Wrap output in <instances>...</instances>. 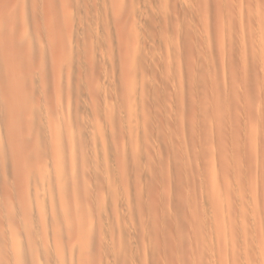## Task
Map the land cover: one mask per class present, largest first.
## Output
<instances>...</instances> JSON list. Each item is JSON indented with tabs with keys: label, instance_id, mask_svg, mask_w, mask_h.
Returning <instances> with one entry per match:
<instances>
[{
	"label": "rangeland",
	"instance_id": "rangeland-1",
	"mask_svg": "<svg viewBox=\"0 0 264 264\" xmlns=\"http://www.w3.org/2000/svg\"><path fill=\"white\" fill-rule=\"evenodd\" d=\"M100 1L101 0H89V2L88 0L87 1L86 0H0V12H1L0 35H2V31L4 29L5 30L7 29V31L10 32V34L8 33V36L10 38L8 37L9 41H7L10 44L6 45V43L4 44L2 40L4 38H7V36L5 37V34L7 32L3 31L4 32L3 39H0V45H1L0 52L2 51V49L5 50V48L6 49L9 48L10 49L9 52L12 53L9 54L8 52H5L6 51L5 50L3 53L1 52L2 54L0 53L1 56L0 59L3 58L2 55L8 53L7 55L9 56L5 55V57H8V59L10 57L12 63L14 62L15 65L17 64L16 66H14L15 69L13 71L12 66L14 64H11V61L8 62L11 68L9 69L8 68L9 66L7 64L6 65L7 71H5L6 67L5 65H3L4 62H1L0 60V64L2 65L3 68V69L0 68V71L1 70L3 71V73L0 72L1 75L0 86H2L4 84V83L2 84V82H5V80L11 75L15 77L17 76L16 77L17 79L15 77L10 78L12 79L11 81L13 82L11 83L12 85H16L19 83L21 84V82L22 84H25V82L27 83V80L24 79L25 78L24 75L29 73L31 74V76H33V74L35 73L34 74L35 77L33 76V80L36 79L37 82L38 79L40 84L38 82L34 83V81L32 80L33 84L35 85V87H38L40 89H42V86L44 88V90L42 91L40 89L38 90L37 88L39 94L36 93L37 91L35 90L36 92L34 94L38 95L36 96V98H34L35 95L34 97H32L33 95L30 94L31 97L30 98L28 95L29 93L28 94L23 93V95L22 94L19 95L21 99L17 98L15 101L13 100L14 102L11 100L12 103L14 104L8 101L12 104V106L14 105V107H12V112L8 111L9 112L8 115L10 116L13 113L12 115L14 116L16 115L15 119L16 120L19 119L17 115H20L18 114L20 113V111L18 112L19 110L18 107H20L21 110L20 116L21 117H23L24 115L26 116L25 119L22 121H20L21 119L15 121L14 118H12L13 117L12 115L10 116L9 119L8 115L7 114H6L7 116L5 115L6 113L5 111L11 108L10 105H7L8 108L6 107V105L4 108H3L4 105L3 106L0 105L2 106L3 109L6 108L5 110H3L0 107L2 109L0 110V112L3 111L2 113L6 117L4 118L5 119L8 118L9 120L8 123H10L12 120L13 122L15 121V123L18 122L16 124L18 125L19 128L20 123L21 122L24 123V121L26 120L25 126L23 125V123H21V127L23 128L21 129L20 127L18 130L16 128L17 125H14L13 122H12L13 124L10 123L11 125L10 124L8 125L7 122L5 123L6 125L4 123H1L2 121H4V118L3 115L2 117L0 115L1 117L0 138L3 136L2 137L3 140L4 139L6 140L3 141L1 139L3 143L0 144V157L2 156L1 158L3 161V163H1L0 161L1 164L0 165V170H1L0 171V189H1L0 209H2L4 206L6 208L7 207L6 205H10L8 203L12 202L13 198H11L12 196L9 195L10 192L14 196V194L17 192V188H19L20 191H18V193H16L15 196L17 194L18 195L22 194L20 193L22 192V189L20 188L21 181L23 180V182L25 183L26 180H28V178L31 176L32 173L30 172L31 173L30 174L27 170H29L28 169L29 167L33 166V163L31 164V166L30 164H28L29 166L27 165L26 172H28L29 175L25 173L24 170L26 168L24 169V167H26L25 164L27 163H25L26 160H24V158L30 153H34V151L36 152L37 150L34 149L35 147L41 146L42 149H44V151L42 150V152L46 153L45 154L46 158H43L44 153L42 152H41L42 154L40 153L42 155V159H40L41 155L38 158H36V156H38L37 152L36 154L34 153L35 155L31 154L32 158L35 157V161L33 160L34 158L33 159L30 158V155L29 157L28 156L27 157L32 159L33 162H37L38 160L40 161L45 159L44 162L38 161V164L40 163L42 167L43 166L46 167L45 166L47 163L46 159H48L47 167L49 166L51 167L49 161L52 160V155L53 154L55 155L56 149L54 148V146L58 144L57 141L59 140V139L57 140V138L55 137L54 138L51 137L57 131L56 126H54L52 123H56L57 127H60V124L64 123L65 121V119L63 121V118L66 116L67 118L66 122H68V120L70 121L67 124L66 122L64 124H66L67 126L69 124L71 127L73 124L75 130L76 129L75 120L74 122L70 123L73 119L71 118V111L72 113H75L72 114L73 117L74 115L75 117H77L80 113L79 115L80 119L77 117L76 121L77 124H78V120L83 122V124L81 123L76 125V127H78L79 129L76 130L75 132L73 130V127L72 129L70 128L71 131L69 130V134L70 135L72 134L71 135L72 137H74L75 135L79 137L76 134V132L78 131L79 135L82 134V136L80 137L81 138L83 137V139L85 138L84 140L85 143L86 141L88 143V144L86 143L88 145L87 147V145L83 143L84 142L83 139H82L83 142H81L80 141L81 138L79 137L80 139H78L75 136L76 139L79 141V143H82V146H84L83 149L81 144L79 145L76 139L72 140L73 141L72 143H76V144L78 143L75 149L78 147V145L81 147V148L78 147L79 149L77 148L76 152H79L80 150L87 152V154L84 153L85 156L82 153L83 156L81 155L78 158L82 160V158L84 157L83 159L87 160V161L85 160V162H83L84 160H82V162L86 164V168L84 164L81 162V160L79 161L77 159L79 155L78 153H76L77 154L76 158L73 157L76 159V161L74 160L75 163L78 162L82 163V165H80L79 163L78 165L74 164L75 167L78 168L77 170L80 169L79 166H81V168L82 167L85 168V169L83 168L84 171L80 169V171L76 172L77 179L72 174V172L74 171L73 173L75 175V171H76L75 169H73V171L70 172L71 175H69L68 177L72 181L68 180V178L66 179L65 176L69 174L67 172L70 171L69 170L70 167L71 170L74 167L72 163H70V167L68 170H67L68 166L65 165L67 167V168L65 167V170H67L66 174L64 173L65 175L63 174V172H61L63 171L61 169H59L60 172L58 171L55 172V170L53 169L51 171L54 172L51 171H50L51 173L49 172V178H51L52 176L54 177V175L56 174V176L59 175L58 177L61 176L65 178V180L72 183L71 184L67 181L65 182V186H64L65 193L63 192L64 194L63 193L62 194L64 196L66 192L69 191L66 194L68 197H66V195L62 197V194L61 197H58L56 195L57 196L56 200L59 202H60L59 199L63 198L64 201L63 206L61 203L60 204L56 203L57 201L55 202L53 198H52L54 200L53 203L49 204L50 197L47 198V196L44 197L48 199L47 201H45L46 199L45 200L40 199L41 197L39 198L40 201L38 199L36 200L35 197L31 195V193L33 194L32 192L33 190L30 192L29 187L27 188V186H25L23 183L22 184L24 185L23 189L25 188V190H23L24 194L22 195H25V193L27 194L24 196L25 198L27 197L26 201L23 200L24 198L22 199V196H18L19 198L22 199V201L20 202L24 201L22 203L23 207L21 208L22 204L16 202L17 196L16 197L14 196L15 197L14 204L11 203L12 206H9L11 207L12 210L8 207L9 210L6 208L7 210L3 214L5 208H3L4 210L2 209L0 214V221H2L1 220L2 217L4 218H2L3 221L1 222L2 225H0L1 226L0 232L2 233V231L5 230V232H7L8 235L7 233L4 232L7 236L2 235L3 240L0 239V249H2V251L0 250V252H3L0 253V255L4 254V256L2 255L3 258L2 257L1 258L5 260L8 259L6 261H10L9 258L12 256L11 252H9L10 248H8V245L3 244L2 241H4L5 239L8 240L9 239L8 236L11 234L12 231L11 229L15 227L16 224H19L18 223L19 216L17 215L16 212L17 208L14 209L16 207V206L14 207V205L19 204V206H17L19 207L18 209L19 210L21 209L23 211V208H25L24 204L26 202L27 203L26 209H28L29 207L32 208L36 206L42 211V214L40 213L38 215L36 214L38 208L37 209L35 208L36 211H34L35 209H30L31 211L33 210L32 211L33 214H36L34 215L35 217H37L38 215L37 217L38 219H35V217L33 216L34 217L33 226L35 225L37 228L39 224L42 225L43 223L45 226L47 225L48 228L50 227L49 228L50 231H53L54 229V231H56V237L55 235L50 237L52 238L55 237L53 238L55 239L54 240L55 243H58V241H60L59 239L61 232L65 229L64 228L62 230V227L59 226V220L60 221L61 219L64 220V223L60 225L62 226L65 225V227L67 225V229L63 231L64 233L67 234L61 235V241L59 243L62 242V237H64L63 240L66 242L64 244L66 245L69 244L71 248V250L67 248L69 247L67 245L65 249L66 251L70 250L68 251V253H70L71 255L70 258L69 257L70 255L68 256L67 253L68 258H70L68 259L67 264H70L69 260H71V264H95V263L96 264H264V131H262L264 130V0H105V1L102 0L101 2ZM73 7L77 11L76 10L74 11ZM69 11H72V13ZM28 27L30 28V30ZM23 28L30 33L32 32L31 29L32 30L34 29V31L31 33L33 35L32 37L36 35V34L34 35L33 33L39 30V33L38 31L36 32L38 36L36 37V39H39L37 40V44L35 41L36 39L34 40L33 38L31 39V42L34 44L30 46L31 42L29 43V41L30 38H32L30 33H28L30 35L28 36L29 37L28 40H27L28 37H26V41L28 43L26 41L21 40L24 39L25 37L21 36L20 38L19 36L18 40L20 42L14 37L17 35L18 32L14 35L11 32V30L14 29L13 30L14 33L16 32L15 30L17 31L20 30L21 31L20 33H22ZM126 34L128 36H126ZM256 36L257 37L259 36V38H257ZM11 37L15 38L16 40L14 39L15 40L14 41L13 38ZM44 39L50 41L49 43L48 42L46 43H48V45H50L51 48H49L50 46H48L45 43L46 40ZM39 41L40 44L38 43ZM15 42L17 45H19L20 51L18 50L19 48L18 46L17 48L16 47L14 48ZM80 42L82 44H80ZM2 43L6 46L5 48L2 47L4 46ZM21 43L29 44L28 46L24 44L25 49L27 48L25 50L27 53L26 56L28 57L27 59H25L26 56L24 55L25 54L24 52H23L24 54L20 53L24 50V49L21 50V48H23L21 47L22 46ZM43 44L47 45L51 53L47 54L48 48L45 45L44 47ZM95 45L97 47H95ZM43 47L45 50L47 48V50L45 51ZM30 48H33L34 53L36 51L37 52L39 51L40 54L38 55L37 53L38 62L36 59V55H34V53L33 54L30 53L33 52V50H31ZM98 48L100 51L98 50ZM42 49L44 53L42 52ZM14 50L16 51L15 54L20 56L23 55L25 58L22 56L21 57L16 56L13 53ZM137 50L138 53H136ZM17 51L20 54H18ZM45 52L47 56L44 57L43 54H45ZM63 53L64 54L66 53L65 55L66 57L68 56V58H70L71 56L72 58L74 57L73 58L74 61H68V64L70 65L66 64V62L65 63L63 62L66 59V57L63 56ZM50 54L52 55L51 57L48 58V55ZM89 54L91 57L89 56ZM33 55L35 58L32 57ZM12 57L14 58V60H16V62L13 59H11ZM15 57H18L20 59L19 61L20 63H18V58ZM30 58H33L34 60H36V62ZM21 59H23L26 62V65L25 63L23 64L24 65L23 69H21L22 68L21 64L24 61L21 62ZM100 59L102 61H100ZM104 59L106 60V62ZM5 60L6 59H4V61ZM26 60H28L29 62H27ZM32 60L35 62L36 67L33 66L34 63ZM61 60L62 62H60ZM94 60L96 61L94 62ZM129 61L130 64L132 63L131 65L129 64ZM31 62L33 63V65L31 64ZM57 62L58 65L60 66L61 65L64 66L65 64L66 65L65 68L63 67L60 68V66L57 65ZM28 63L30 64L28 65L29 70L33 68L35 69L38 68V72L37 71L34 72L35 70H33V72L26 70ZM93 63L95 66L93 65ZM18 65L20 66L17 67ZM3 66L5 67V69ZM19 68L21 70H19L18 72ZM100 68H102L103 71ZM24 69L27 73L24 72ZM59 69L62 70L63 72L62 73L59 72ZM4 71L5 73L8 72V74L10 73L11 75L5 74ZM91 71L94 72V74L97 77H95V75L92 76ZM74 72L76 74H74ZM100 72L102 73V75ZM38 74H40V76ZM2 76L3 79L4 77H6V79L3 80ZM107 77L110 78L111 81L107 80L108 79ZM137 77H139V79H137ZM66 78H67L66 81L68 82H65ZM69 78L71 81H69ZM90 79L92 82H90L91 84L89 85ZM61 80L62 81L64 80V82H62ZM94 80L96 81L93 82ZM23 81L25 82L23 83ZM125 81H128L127 84ZM131 81H133V83ZM6 82L9 81L6 80ZM109 82H111V84ZM66 83H68L69 86H67ZM92 83L95 84L92 85ZM124 83L125 86L129 85L131 89L128 90L129 86L126 87L127 89L124 88L125 87ZM130 83H132L133 86H131ZM36 84L39 85L36 86ZM107 84H109L110 86ZM4 85L6 86V84ZM81 85L82 88L84 87L83 89L81 88ZM6 87H2V89L5 90ZM91 88H94L95 90L98 88V90L96 91L100 92L98 93L100 96L96 97L95 95H97V93L96 94L94 93L96 91L94 89H93L94 91L91 90ZM71 90L74 91L72 92ZM87 90L93 91L94 95L91 93L92 96H90V92H87ZM19 91L16 93L17 95L20 92L21 93L23 92V91L20 92ZM127 92H131V96L129 97L124 96L125 94L130 95V93L127 94ZM57 93H60L59 95L61 97L60 96L58 97ZM71 93L72 94L75 93L74 95L76 96V98L75 96L73 97ZM13 94L15 93L13 92ZM70 94L72 95V97ZM122 94H124L123 97ZM26 95L28 98L26 97ZM64 95L65 97L66 95L68 96L64 98ZM80 95L82 98L80 97ZM102 95L103 97L105 96V99L102 97ZM9 96H5V97L3 96V98H5V101L2 103L8 104L7 103L8 99L6 97ZM124 97L126 98V100L124 99ZM127 97L129 100L127 99ZM130 97L132 98L134 103L131 101ZM0 98L2 97L0 96ZM61 98L63 100H61ZM67 98L68 99L70 98L71 100V101L69 100L70 103L68 102ZM117 98L118 100L119 99L122 100L124 99V100L118 101ZM23 99L24 100L30 99V100L29 101L27 100L25 103ZM57 99L58 100L60 99L62 102H59ZM64 99H66V104L65 102H63L65 101ZM77 99L78 101L80 99L81 100L78 102ZM96 99H97V103H96ZM17 100L19 101L18 104L23 103V105L22 104L21 105L22 108L24 106V109H21V105L17 107V104L15 103ZM20 100L23 101L20 102ZM91 100H93V103L91 102ZM116 101H118L119 103L116 104L117 106L121 104L122 106L121 110H120V106H118L119 108H117V106L114 104ZM120 101L123 103H121ZM58 102L61 104H59ZM131 102L134 106H131L130 109L131 111H129ZM87 104L90 105L87 106ZM107 104H109L110 107ZM111 104H114L116 107L115 106L113 107V105L111 106ZM62 105L63 107H60ZM83 105L85 106H84V110L82 108L83 110L82 111L81 107H83ZM50 106L52 107L53 110L51 109ZM57 106L59 112L56 114H59L60 110L62 109L61 112L62 111L65 112L66 113L65 116L62 115L64 113H60L59 116L55 115V111L57 110V109L55 110V108H57ZM64 106L67 109H70L68 110L70 114L68 113V111L64 109ZM90 106H92L93 108V109L91 108L92 114L88 110L90 109ZM105 106L108 107L109 109H106ZM124 106L126 107V109ZM86 107H87V112L85 113ZM134 107L137 110L134 109ZM37 108L38 109L40 108V110H37ZM99 109L103 111L105 109L107 111L111 110L109 112L105 110L104 112L107 113L106 116H108V114L110 113L109 117H107L109 119L108 122H110L111 119L110 124L107 121H105L107 118H104L105 120L100 119L106 116L102 115L103 113L102 111H100L102 113L99 114L100 113ZM34 110H37L38 113H36L37 111L33 112ZM50 110L52 112L55 110L54 113L51 114L52 115L54 114L53 115L54 117L57 116V119L55 117L56 122L54 121L52 115H49L50 114L49 112H51ZM79 110L80 112H78ZM133 110L135 111L133 112ZM23 111L25 113L29 112V114H24ZM41 111L43 112V114L41 113ZM22 112H23V116H22ZM129 112L131 113V116H129L130 114ZM84 113L85 115L88 114L86 115L87 118L84 115ZM98 114L101 117L97 119ZM60 115L62 120L59 118ZM67 115L69 118L67 117ZM127 115L130 118H126ZM92 116L95 117L94 120L96 121L93 122H95L96 124L95 123L93 124L92 121H89V119L91 120ZM51 117H52L51 121L53 120L52 123L49 119ZM122 118L124 119V121ZM44 120L46 126L43 123ZM57 120H59V123ZM98 120H101V123L102 121H105L110 126H106L107 127L106 128L104 124L105 122L101 124L99 123ZM84 121H86L85 123L89 121V123H87L89 127L92 125L91 127L93 128V125H95L94 128H97L98 133L94 131V129L91 130V132L94 131L95 138L97 139L96 141V139L94 138L95 139V140L93 139L94 141L98 142V140L101 139L103 142L104 140L109 139L110 137L109 139L110 141L108 140L109 143H107V140L105 141V143L104 142L102 143L101 140H99L100 143H102L103 145L101 144L99 146V142H98L97 145L99 146V148L96 147L97 145L95 144V142L90 141L94 135H92L91 132L86 133L90 131V128L88 127V125H85ZM115 122H117V124ZM42 123L44 124V126ZM2 124L5 125L4 127L5 129H3L4 125ZM51 125L53 126L51 127ZM102 126H104L106 129ZM87 128H89V130ZM7 129L8 131L5 132V130ZM109 130L110 131L113 130V131L110 132ZM8 132L12 134L11 135L8 134L9 135L8 136L7 135ZM31 133H33L34 136L36 134L35 141H34L35 137L33 138V141L36 143L31 141L32 137H29ZM42 133H44V135H42ZM100 133L101 134L104 133V134L100 136ZM15 134L16 136L17 135L18 136L14 138L15 141L14 139H12L13 140L12 141L10 138ZM83 134L85 137L83 136ZM88 134H91L92 137ZM96 134L100 137L99 139L98 136H96ZM6 135L8 139L6 138ZM24 135H26L25 136L26 139L24 138ZM43 136L47 138H45L44 140ZM102 136L105 139H103ZM20 137L21 138L23 137V139H25L26 141L30 140L28 142L24 140V142H26L25 143L26 145L27 144L31 145L32 148H33V144H36V146L33 149L31 148L32 151H30L31 149L29 145H27V149H28L27 151H30V153L28 152L27 154L26 153L27 151L23 150L24 148H21V150L26 152L22 151L23 153L21 154L20 153L21 151L18 150L20 151L19 152L20 154L17 151L14 153L13 150L14 149L17 150V146L23 143V140ZM48 137H51L52 140L57 144L54 143L52 140H50V142L49 141L48 142L51 144V147H49L50 144L46 142ZM7 140H9L11 144ZM16 140L18 141L17 142L18 145L17 143H15ZM62 141L63 140L61 139L59 142ZM89 142L91 147L89 145ZM43 143L44 144L46 143V146L43 145ZM116 143L118 144L119 147L116 146L117 145ZM37 144H39V146ZM94 144L96 148H94L93 146ZM13 145H17V146L15 147ZM26 145H24L25 148ZM47 145L49 148H46ZM85 145H86V149H85ZM107 145L108 147H106ZM61 146L63 147V145ZM131 146L133 147V150ZM18 147L20 149L21 145ZM41 147L38 148V152L39 150L41 151ZM66 147H68V145ZM89 147L91 149L93 148L92 149L93 151L95 149L96 150L92 152V150ZM103 147L105 148V150L107 149L106 152L111 151V154L109 153L111 156L105 152ZM68 149L69 148L66 149L67 150L66 152H69ZM112 149L113 150L118 149L119 152L113 151ZM10 150L13 152V154L11 152H8ZM50 150L51 153L53 152L52 154L50 153ZM87 150H89L92 155H90L89 151ZM96 151H98L100 155L101 152L103 153L102 154L103 159L105 157L104 161L109 159L106 157H110L111 160L109 159V161L111 165L109 164L110 165L109 166L105 164L108 160L106 162L102 161V159L99 158L100 156L97 154ZM95 152L97 154L96 156H95ZM17 153L18 155L21 156H16ZM104 154L109 156H105ZM23 155H25V157H23ZM112 155L114 158H111ZM126 155H130V157ZM65 156L66 159L69 158L67 157V155ZM91 156L92 159L90 160ZM97 156H99L98 157L99 160L102 161L103 163L101 162L99 164L98 162L99 160H97L98 159ZM87 157H89V159ZM126 157H128V159ZM14 158L17 160H14ZM12 159L14 161H12ZM32 160L29 161L31 162ZM88 160L90 162L95 161V163L91 162L92 165L94 166L90 164V166L88 167L87 164L90 163L88 162ZM19 162L23 163L24 165L23 164L21 165ZM67 162H71L70 159L67 160ZM62 163L64 162L62 161ZM97 164H99L100 166L102 165L101 166L102 168L100 166H97V168L98 167L101 168L104 172H102L101 169L99 171V168L98 169L95 168ZM13 165H15L14 168H16L17 165L18 167L22 166L23 172L21 173L19 171L18 172L15 171V169L13 170ZM18 167L16 170H19ZM91 167H94V169H92ZM89 168H91L92 170H90ZM110 169L112 170V172ZM81 170L83 172H81ZM129 170L130 172H128ZM29 171H31V168ZM89 171L95 173L96 177H100L99 179L100 181L97 182L98 178L94 177V174H91V176L92 175L93 176L90 177L91 172ZM96 171H98V173H96ZM109 171L112 173V176H110L111 174L109 175L112 178V180L110 179L109 176L104 177L105 173H107L106 175L110 173ZM84 172L87 173V175L85 174L87 176L86 179L83 176L84 174L82 175V173ZM16 173L18 174L21 173L22 176H25L26 178L21 177V174L18 175ZM80 173L82 175L81 177H80ZM2 174H4V176ZM97 174L98 175L100 174L101 176L100 175L98 176ZM13 175L15 176L17 175L18 178L16 177L17 178L16 179ZM32 176L31 178H29V180L30 179L33 180ZM78 177H80V179ZM82 177L85 179V181H87L86 183L84 179H82ZM91 178L93 179L91 180ZM94 181H96L97 183ZM101 181H103L104 183H102ZM15 182L19 185L18 187L14 186ZM92 182L96 186L97 184L99 186L100 183H102L103 187L105 185L106 186L104 188H101L102 186H99L100 187L99 189L98 186L97 188H94L95 185H92L93 184ZM109 182L111 183L108 184ZM27 183H29V181H27ZM67 183L71 186H68ZM106 187L111 191H109ZM97 190H99V193H97ZM119 190L121 191L119 192ZM28 192L30 195L28 194ZM109 192L111 193V196L109 195L110 194ZM39 193L41 194V192ZM7 194L10 196L11 202H8L9 198H7L8 196ZM98 194L100 195V197L98 196ZM30 196L34 197V199H32V197ZM95 196L98 198H96ZM5 197H6V202L4 203L3 206ZM19 198L18 201L21 200ZM68 198L69 201L67 200ZM77 198L79 201L77 200ZM27 199H30V201H27ZM102 199H104V202ZM36 201H37L36 205L31 207L30 206L31 203ZM43 201L45 203V206L43 204ZM96 202L99 203L97 204ZM65 203H67L68 205L67 204L65 205ZM48 205L50 207V210L48 209L49 212L47 210ZM53 205H54L53 208H55L53 209L54 211L52 210ZM104 205L106 208L104 207ZM44 207L47 211V214ZM64 207H66L67 209H65ZM88 207H92L89 208L91 210L90 215L89 212L87 211ZM58 208L61 211L65 209L66 213H68L66 215L67 217L65 218L61 217V219L59 220L56 219L53 222L52 220L54 219V217L57 218L58 213L62 214V212ZM96 209L98 212L96 211ZM55 210H56V214H55ZM110 210L113 213H115V215L111 213ZM8 211L9 213H12V215L16 213L15 215L17 216L13 218L14 215L12 216L11 214H9L10 217H12L9 218L7 216L8 214H6V212ZM43 211L45 213H43ZM44 214H46V216H44ZM84 216H87L92 220L91 221L92 227L89 226L90 229L92 228L91 230L85 228V226H87V223L88 225H90L89 222L90 220H87L86 222L85 219L87 217L85 218ZM23 217H25V214H23ZM44 217L51 219H47L45 221ZM82 217L84 218V220ZM6 218H9L10 220L12 219L11 221L13 222V225L15 224L13 227L12 226L7 227V230L4 229L5 228L4 222L5 221L9 222L10 220ZM49 220L51 221V223L49 222ZM35 221L36 223L34 224ZM47 221L51 224V226L47 224L48 223ZM45 222L47 223L45 224ZM99 225L101 227L100 229H99ZM52 226L53 229H51ZM105 226L107 227L105 228ZM10 227H11L10 229L11 231L9 230ZM17 227L13 229L15 230L17 229ZM48 228L44 229L45 234ZM92 232L94 233L92 234ZM50 235L52 234L50 233ZM106 235H108L109 237ZM117 235H119V237ZM70 236L73 239L72 240L73 243L71 242V239H69ZM47 237H49V234H47ZM47 237L46 240L48 239V242H50L51 238H47ZM38 238L39 240H37ZM38 238L36 237V241L35 240L34 241L35 242L39 241L40 243L41 239L40 237ZM90 238L93 239L91 240ZM67 239L70 241L69 243L67 242ZM102 242H104V244ZM50 244L51 243L46 244L44 245V247L41 246L39 251L40 253L36 252L37 255L36 257L39 256L41 257L42 255L48 256L52 248L49 247ZM3 245H5L6 249H4L5 247L4 248L2 247ZM105 248H107V250ZM41 252L44 254H42ZM51 252L53 254V251ZM8 255L11 256L9 257ZM7 256L9 258H6ZM49 256L53 258L52 257L53 255L50 254ZM72 259H74L75 262L72 261ZM3 263L8 264L7 262H3ZM9 264H12L11 261L9 262Z\"/></svg>",
	"mask_w": 264,
	"mask_h": 264
},
{
	"label": "bare ground",
	"instance_id": "bare-ground-1",
	"mask_svg": "<svg viewBox=\"0 0 264 264\" xmlns=\"http://www.w3.org/2000/svg\"><path fill=\"white\" fill-rule=\"evenodd\" d=\"M86 1H87V0H86ZM101 1H102V0H101ZM101 1H100V2H101ZM104 1H105V0H104ZM88 2H89V0H88ZM96 3H97V2H96ZM81 4H82V2H81ZM86 4H87V2H86ZM112 4H113V3H112ZM8 5H9V4H8ZM78 5H80V4H78ZM110 5H111V4H110ZM110 5H109V6H110ZM197 5H198V4H197ZM197 5H196V6H197ZM28 6H29V5H28ZM75 6H76V5H75ZM101 6H102V5H101ZM101 6H100V7H101ZM107 6H108V5H107ZM111 6H112V5H111ZM82 7H83V6H82ZM2 8H3V7H2ZM4 8H5V6H4ZM4 8H3V9H4ZM7 8H8V7H7ZM73 8H74V7H73ZM76 8H77V7H76ZM110 8H111V7H110ZM32 9H33V7H32ZM77 9H78V8H77ZM90 9H91V8H90ZM95 9H96V8H95ZM107 9H108V7H107ZM30 10H31V9H30ZM71 10H72V8H71ZM75 10H76V9L74 8V11H75ZM96 10H97V9H96ZM76 11H77V10H76ZM80 11H81V10H80ZM85 11H86V10H85ZM103 11H104V10H103ZM109 11H110V10H109ZM5 12H6V11H5ZM69 12L72 13V11H69ZM92 12H94V11H92ZM98 12H99V11H98ZM101 12H102V11H101ZM0 13H1V12H0ZM77 13H78V12H77ZM32 14H33V13H32ZM32 14H31V15H32ZM35 14H36V13H35ZM89 14H90V13H89ZM94 14H95V13H94ZM101 14H102V13H101ZM112 14H113V13H112ZM2 15H3V14H2ZM78 15H80V14H78ZM84 15H85V14H84ZM110 15H111V14H110ZM39 16H41V15H39ZM89 16H91V15H89ZM98 16H99V15H98ZM104 16H106V15H104ZM24 17H25V16H24ZM68 17H69V16H68ZM72 17H73V16H72ZM74 17H75V16H74ZM87 17H88V16H87ZM101 17H102V16H101ZM112 17H113V15H112ZM2 18H3V17H2ZM39 18H40V17H39ZM25 19H26V18H25ZM33 19H35V18H33ZM109 19H110V18H109ZM6 20H7V19H6ZM17 20H18V18H17ZM61 20H62V19H61ZM74 20H75V18H74ZM84 21H85V20H84ZM92 21H93V20H92ZM107 21H108V20H107ZM18 22H19V20H18ZM75 22H76V21H75ZM77 22H78V21H77ZM79 22H80V21H79ZM82 22H83V21H82ZM104 22H105V21H104ZM22 23H23V22H22ZM26 23H27V22H26ZM30 23H31V21H30ZM71 23H72V20H71ZM106 23H107V22H106ZM112 23H113V21H112ZM252 23H253V22H252ZM73 24H74V23H73ZM77 24H78V23H77ZM5 25H6V24H5ZM78 25H79V24H78ZM84 25H85V24H84ZM95 25H96V24H95ZM31 26H32V25H31ZM245 26H246V25H245ZM2 27H3V25H2ZM72 27H74V26H72ZM26 28H27V26H26ZM28 28H29V27H28ZM90 28H91V27H90ZM239 28H240V27H239ZM261 28H262V27H261ZM10 29H11V28H10ZM19 29H20V28H19ZM87 29H88V28H87ZM103 29H104V27H103ZM243 29H244V28H243ZM8 30H9V29H8ZM13 30H14V29H12L11 32H12L14 35L18 32L17 35L14 36L17 40H18V37H19V36H20V38H21V36H22V37H25V38H24V39H21V40L26 41V37L30 36V35L28 34V33H30V32H28V31H27L26 29H24V28H23V30H22V33H20V32H21L20 30H18V31L15 30L16 32L14 33ZM29 30H30V28H29ZM92 30H93V28H92ZM247 30H248V29H247ZM1 31H2V29H1ZM3 31H4V32H7V33H6L7 35L5 34V37L7 36V38H4V39H3V36H4V32H3ZM3 31H2V35H0V36H1L0 39H3L2 42H4V44H5V43H6V45H7V44H10V43L7 42V41H9V39H8V37H9V36H8V33L10 34V32H8L7 29H6V30L4 29ZM31 31L33 32L34 29H33V30L31 29ZM35 31H36V29H35ZM37 31H38V33H39V30H37ZM37 31H36V32H37ZM113 31H114V30H113ZM125 31H126V30H125ZM128 31H129V30H128ZM32 32H31V33H32ZM36 32L33 33L34 35L36 34L34 37H32L33 35L30 33L32 38H30L29 43L31 42V39L34 38V40H35L36 37H38ZM41 32H42V31H41ZM41 32H40V33H41ZM98 33H99V31H98ZM126 33H127V32H126ZM249 33H250V32H249ZM0 34H1V33H0ZM41 34H42V33H41ZM114 34H115V33H114ZM84 35H85V34H84ZM87 35H88V34H87ZM89 35H90V34H89ZM71 36H72V35H71ZM99 36H100V35H99ZM126 36H128V35L126 34ZM72 37H73V36H72ZM90 37H91V36H90ZM93 37H94V35H93ZM101 37H102V36H101ZM124 37H125V36H124ZM256 37H257V36H256ZM9 38H10V37H9ZM11 38H13V37H11ZM15 38H13V40H14ZM55 38H56V37H55ZM77 38H78V37H77ZM84 38H85V37H84ZM106 38H107V37H106ZM257 38H259V36H258ZM5 39H6V40H5ZM16 39H15V40H16ZM28 39H29V37L27 38V40H28ZM74 39H75V38H74ZM81 39H82V37H81ZM15 40H14V41H15ZM37 40H39V39H36V40H35V41H36V44H37ZM44 40H46V39H44ZM92 40H93V39H92ZM100 40H101V39H100ZM224 40H225V39H224ZM226 40H227V38H226ZM257 40H258V39H257ZM11 41H12V39H11ZM18 41H19V40H18ZM23 41H22V42H23ZM128 41H129V40H128ZM222 41H223V40H222ZM229 41H230V40H229ZM19 42H20V41H19ZM26 42H27V41H26ZM42 42H43V41H42ZM46 42L49 43L50 41H47V40H46L45 43H46ZM63 42H64V41H63ZM92 42H93V41H92ZM95 42H96V41H95ZM100 42H101V41H100ZM12 43H13V42H12ZM27 43H28V42H27ZM38 43L40 44V41H39ZM43 43H44V42H43ZM48 43H46V44L48 45ZM78 43H79V42H78ZM87 43H88V41H87ZM229 43H230V42H229ZM2 44H3V43H2ZM4 44H3V45H4ZM15 44H16V42L14 43V48H15V47L17 48V46L19 47V45L16 44V46H15ZM21 44H22V43H21ZM24 44H25V43H24ZM24 44H22V46H21V47H23V48H21V50H22V49H24V50H23L22 52H20V53H23V52H24L25 54H24V53H23V54L26 56L27 53H26L25 50H26L27 48L25 49ZM32 44H34V43L31 42V43H30V46H31ZM62 44H63V43H62ZM68 44H69V43H68ZM73 44H74V43H73ZM80 44H82V43L80 42ZM83 44H84V43H83ZM231 44H232V43H231ZM25 45L28 46L29 44H25ZM44 45H45V44H43V46H44ZM47 45H45V46L47 47ZM129 45H130V44H129ZM129 45H128V46H129ZM136 45H137V44H136ZM138 45H139V44H138ZM225 45H226V44H225ZM0 46H1V45H0ZM27 46H26V47H27ZM45 46H44V47H45ZM48 46H50V45H48ZM104 46H105V45H104ZM243 46H244V45H243ZM257 46H258V45H257ZM2 47L5 48L6 46L4 45V46H2ZM36 47H37V46H36ZM44 47H43V49H44ZM69 47H70V46H69ZM95 47H97V46L95 45ZM134 47H135V46H134ZM136 47H138V46H136ZM258 47H259V46H258ZM41 48H42V47H41ZM47 48H48V47H47ZM47 48H46V50H47ZM49 48H51V46H50ZM49 48H48V50H47V51H48L47 54L51 53ZM128 48H129V47H128ZM143 48H144V47H143ZM143 48H142V49H143ZM223 48H224V47H223ZM19 49H20V47L18 48V50H19ZM30 49L33 50V48H30ZM43 49H42V52L44 53ZM85 49H86V48H85ZM108 49H109V48H108ZM112 49H113V48H112ZM136 49H137V48H136ZM228 49H229V48H228ZM0 50H1V49H0ZM5 50H6V51H5ZM5 50L2 49L1 52L3 53V52L5 51V52H8L9 54H12V53L9 52V50H10L9 48H7V49L5 48ZM7 50H8V51H7ZM15 50H16V49H15ZM15 50H14V52H13L14 54H15V52H16ZM28 50H29V49H28ZM35 50H36V49H35ZM37 50H38V49H37ZM44 50H45V49H44ZM46 50H45V51H46ZM98 50H99V48H98ZM98 50H97V51H98ZM115 50H116V49H115ZM118 50H119V49H118ZM19 51H20V50H19ZM68 51H69V50H68ZM79 51H80V49H79ZM95 51H96V50H95ZM99 51H100V50H99ZM1 52H0V53H1ZM17 52H18V51H17ZM76 52H77V51H76ZM92 52H93V51H92ZM117 52H119V51H117ZM134 52H135V51H134ZM140 52H141V51H140ZM2 53H1V54H2ZM8 53H6V54L4 53V54H5L6 56H9V55H7ZM20 53L18 52V54H20ZM30 53L33 54V53H34V50H33V52H30ZM37 53H38V55L40 54L39 51H38V52L36 51V52L34 53V55H36V59H37V62H38V58H37L38 55H37ZM71 53H72V52H71ZM78 53H79V52H78ZM136 53H138V50H137ZM14 54H13V55H14ZM45 54H46V52H45ZM45 54H43L44 57L47 56V54H46V55H45ZM65 54H66V53H65ZM65 54L63 53V56L66 57ZM96 54H97V52H96ZM100 54H101V53H100ZM104 54H105V53H104ZM261 54H262V52H261ZM5 55H2L3 58L0 59V60H1V62H4L3 65H5V67H6V65L8 64V66H9L8 68L10 69L11 67H10V65H9V63H8V62L11 61V60H10V57H9V59H8V57H5ZM15 55H16V56H20V55H17V54H15ZM34 55H33L32 57H34ZM51 55H52V54L48 55V58L51 57ZM76 55H77V54H76ZM137 55H138V54H137ZM21 56L24 57L23 55H21ZM21 56H20V57H21ZM78 56H79V55H78ZM89 56H90V54H89ZM92 56H93V55H92ZM114 56H115V55H114ZM0 57H1V56H0ZM44 57H43V58H44ZM54 57H55V56H54ZM90 57H91V56H90ZM120 57H121V56H120ZM120 57H118V58H120ZM135 57H137V56H135ZM219 57H220V56H219ZM15 58H18V57H15ZM24 58H25V57H24ZM24 58H23V59H24ZM27 58H28V57L26 56L25 59H27ZM34 58H35V57H34ZM70 58H71V59H70ZM70 58H68V56H67L66 59H65L63 62H64V63L66 62V64H68V61H74V60H73L74 57L72 58V56H71ZM4 59H6V60H5V61H6V64H5ZM11 59L14 60L13 57H12ZM23 59H21V62L24 61ZM30 59H33V58H30ZM58 59H59V58H58ZM62 59H63V58H62ZM97 59H99V58H97ZM105 59H107V58H105ZM105 59H104V60H105ZM131 59H132V58H131ZM224 59H226V58H224ZM2 60H3V61H2ZM7 60H9V61H7ZM33 60H34V59H33ZM33 60H32V61H33ZM59 60H60V59H59ZM79 60H80V59H79ZM227 60H228V59H227ZM14 61L16 62V60H14ZM19 61H20V59L18 58V63H20ZM26 61L29 62L28 60H26ZM34 61L36 62V60H34ZM34 61H33L34 65H33L32 62H31V64H32L34 67H36V66H35L36 64H35ZM95 61H96V60H94V62H95ZM100 61H102V60L100 59ZM119 61H120V59H119ZM50 62H51V61H50ZM52 62H53V61H52ZM60 62H62V60H61ZM80 62H81V61H80ZM86 62H87V61H86ZM91 62H92V61H91ZM105 62H106V60H105ZM135 62H136V61H135ZM24 63H25V65H26V62L24 61V62L21 64V65H22V68H21V69H23V67H24L23 64H24ZM78 63H79V62H78ZM121 63H122V62H121ZM11 64H14V65L12 66V67H13L12 70L14 71V69H15L14 66H16L17 64L15 65V63H14V62L12 63V61H11ZM41 64H42V63H41ZM51 64H52V63H51ZM60 64H61V63H60ZM62 64H63V63H62ZM129 64H130V61H129ZM131 64H132V63H131ZM131 64H130V65H131ZM0 65H1V64H0ZM28 65H30V64H29V63L27 64L28 69H27V67L25 66V67H26V70H28V71H30V72H33V70H35L34 72H36V71L38 72V68H36L37 70H36L35 68L29 70V66H28ZM57 65H58V62H57ZM68 65H70V64H68ZM81 65H82V64H81ZM93 65H94V63H93ZM118 65H119V64H118ZM225 65H226V64H225ZM19 66H20V65H18L17 67H19ZM39 66H40V65H39ZM58 66H60V65H58ZM65 66H66L65 64H64V66L61 65L60 68H61V67L65 68ZM76 66H77V65H76ZM94 66H95V65H94ZM111 66H112V65H111ZM221 66H222V65H221ZM3 67H4V66H3ZM5 67H4V69H5ZM48 67H49V66H48ZM116 67H118V66H116ZM225 67H226V66H225ZM0 68H2V65L0 66ZM43 68H44V67H43ZM55 68H56V67H55ZM63 68H62V69H63ZM102 68H103V66H102ZM102 68H100V69L102 70ZM131 68H132V67H131ZM2 69H3V68H2ZM21 69L19 68V69H18V72H19V70H21ZM46 69H47V68H46ZM86 69H87V68H86ZM94 69H96V68H94ZM104 69H105V68H104ZM120 69H121V68H120ZM219 69H220V68H219ZM221 69H222V68H221ZM260 69H261V68H260ZM63 70H64V69H63ZM76 70H77V69H76ZM90 70H91V69H90ZM121 70H122V69H121ZM226 70H227V68H226ZM5 71H7V67H6V70H5ZM5 71H4V73H5ZM48 71H50V70H48ZM53 71H54V69H53ZM56 71H57V69H56ZM95 71H96V70H95ZM102 71H103V70H102ZM117 71H118V70H117ZM0 72L3 73L2 70H1ZM21 72H22V71H21ZM24 72H26L25 69H24ZM59 72L62 73L63 71L59 69ZM69 72H70V71H69ZM83 72H84V71H83ZM88 72H89V71H88ZM91 72H92V71H91ZM104 72H105V71H104ZM106 72H107V71H106ZM120 72H121V71H120ZM220 72H221V71H220ZM11 73H12V72H11ZM13 73H14V72H13ZM26 73H27V72H26ZM26 73H25V74H26ZM80 73H81V72H80ZM92 73H93V74H92ZM92 73H91L92 76L95 75L94 72H92ZM95 73H96V72H95ZM98 73H99V72H98ZM100 73H101V72H100ZM108 73H109V72H108ZM110 73H111V72H110ZM133 73H134V71H133ZM5 74H8V72H6ZM9 74H10V73H9ZM9 74H8V75H9ZM20 74H21V73H20ZM34 74H35V73H34ZM34 74H33V76L35 77ZM54 74H55V73H54ZM74 74H76V73L74 72ZM103 74H104V73H103ZM111 74H112V73H111ZM220 74H222V73H220ZM223 74H224V73H223ZM10 75H11V74H10ZM14 75H16V74H14ZM38 75L40 76V74H38ZM38 75H37V77H38ZM55 75H56V74H55ZM65 75H66V74H65ZM82 75H83V74H82ZM101 75H102V73H101ZM0 76H1V75H0ZM20 76H21V75H20ZM24 76H25L24 79L27 80V83H26L25 81H23V83L25 82V84H22V82H21V84L19 83V84H16V85H12L11 83H13V82L11 81L12 79H10L11 77H15V76H12V75L9 76L8 78H9L10 80H9L8 78L6 79V77H4V79H3V76H2V79H3V80L6 79V80H8L9 82L11 81L10 83H9V82H6V80H5L6 83H5V82H2V84H3V83L6 84L7 87H6L4 84H3L4 86H3V85L0 86V90H1L0 93L3 92V91H5V92H3V93L0 94V96L2 97V98H0V105H2V106L4 105L3 108L5 107V105H6V107H7V105H10V107H11L9 110L5 111L6 113L4 112L5 115H6V114H7V115L9 114L8 111H11V112H12V107H14V105L12 106V104H14V103H12V101H13V100L15 101L17 98L21 99V98L19 97L20 94L23 95V93H24V94H25V93H27V94L29 93V94H28L29 97H30V94L33 95L32 97H34V95H35L34 93H35L36 91H37L36 93L39 92L38 90H39L40 88L35 87V85H34L33 82H32V80H33V76H31V74H29V73H27V74L24 75ZM70 76H71V75H70ZM77 76H78V75H77ZM89 76H90V75H89ZM122 76H124V75H122ZM133 76H134V74H133ZM138 76H139V75H138ZM16 77H17V76H16ZM16 77H15V78H16ZM54 77H55V76H54ZM79 77H80V76H79ZM95 77H97V76L95 75ZM100 77H101V76H100ZM105 77H106V76H105ZM108 77H109V76H108ZM108 77H107V78H108ZM221 77H222V76H221ZM0 79H1V77H0ZM16 79H17V78H16ZM24 79H23V80H24ZM42 79H43V76H42ZM47 79H48V78H47ZM55 79H56V78H55ZM55 79H54V81H55ZM63 79H64V78H63ZM74 79H75V78H74ZM91 79H92V77H91ZM91 79H90V81L88 80V81H89V85L91 84L90 82H92ZM105 79H106V78H105ZM118 79H119V78H118ZM137 79H139V77H137ZM141 79H142V78H141ZM39 80H40V78H39ZM66 80H67V78L65 79V82H68V81H66ZM107 80L111 81L110 78H108ZM115 80H116V79H115ZM126 80H128V79H126ZM33 81H34V83H35V82H36V79L33 80ZM47 81H48V80H47ZM61 81H62V80H61ZM69 81H71L70 78H69ZM83 81H84V80H83ZM88 81H87V82H88ZM95 81H96V80H94L93 82H95ZM128 81H130V80H128ZM128 81H125L126 84H127ZM136 81H137V80H136ZM0 82H1V81H0ZM16 82H17V81H16ZM37 82L40 84V82L38 81V79H37ZM37 82H36V83H37ZM43 82H44V81H43ZM62 82H64V80H63ZM131 82L133 83V81H131ZM14 83H15V82H14ZM48 83H49V82H48ZM53 83H54V82H53ZM58 83H59V82H58ZM102 83H103V82H102ZM105 83H106V82H105ZM109 83L111 84V82H109ZM132 83H130L131 86H133ZM7 84H8V85H7ZM10 84H11V85H10ZM39 84H38V85H39ZM59 84H60V83H59ZM66 84H67V86H69L68 83H66ZM94 84H95V83H94ZM94 84L92 83V85H94ZM0 85H1V83H0ZM38 85L36 84V86H38ZM48 85H49V84H48ZM103 85H104V84H103ZM107 85H109V84H107ZM41 86H42V85H41ZM109 86H110V85H109ZM112 86H113V85H112ZM114 86H115V85H114ZM122 86H123V85H122ZM124 86H125V83H124ZM128 86H129V85H128ZM128 86L126 85L124 88H126V87H128ZM2 87H6V89L4 90V89H2ZM39 87H40V86H39ZM45 87H46V86H45ZM47 87H48V86H47ZM89 87H90V86H89ZM94 87H95V86H94ZM37 88H38V90H37ZM60 88H61V87H60ZM81 88H82V85H81ZM83 88H84V87H83ZM83 88H82V89H83ZM136 88H137V87H136ZM85 89H86V88H85ZM93 89H94V88H91V90H93ZM100 89H101V88H100ZM105 89H106V88H105ZM115 89H116V87H115ZM118 89H119V88H118ZM118 89H117V90H118ZM126 89H127V88H126ZM130 89H131V88H130V86H129V89H128V90H130ZM143 89H144V88H143ZM2 90H3V91H2ZM19 90H20V91H23V92L21 93ZM35 90H36V91H35ZM40 90H41V91L44 90L43 86H42V89H40ZM91 90H90V91L87 90V92H90V96H92L91 93H92L93 95H94V93H95V94L97 93V95H95L96 97H97V96H100V95L98 94V93H100V92H97V91H96V90H98V88H97L96 90L94 89V90L96 91V92H94V93H93L94 90H93V91H91ZM110 90H111V89H110ZM122 90H123V89H122ZM132 90H133V89H132ZM139 90H140V89H139ZM18 91H19L20 93L17 95L16 93H17ZM71 91H72V90H71ZM73 91H74V90H73ZM73 91H72V92H73ZM102 91H103V90H102ZM111 91H112V90H111ZM140 91H141V90H140ZM13 92L16 94V96H15V94H13ZM47 92H48V91H47ZM67 92H68V91H67ZM119 92H120V91H119ZM131 92H132V91H131ZM131 92H127V94L130 93V95H129V94H128V95H126V94H125V95L122 94V97H123V95H124V96H128V97L131 96ZM137 92H138V91H137ZM144 92H145V90H144ZM144 92H143V93H144ZM103 93H104V92H103ZM138 93H139V92H138ZM12 94H13L14 96H13ZM38 94H39V93H38ZM57 94H58L57 96L59 97V96H60V95H59L60 93H57ZM68 94H69V93H68ZM71 94H72V93H71ZM71 94H70V95H71ZM74 94H75V93L72 94L73 97L75 96ZM111 94H112V93H111ZM133 94H134V93H133ZM133 94H132V95H133ZM139 94H140V93H139ZM144 94H145V93H144ZM9 95H10V96L12 95V96L10 97ZM40 95H41V93H40ZM47 95H48V94H47ZM72 95H71V97H72ZM120 95H121V94H120ZM3 96H4V97H5V96H9V97H10V99H9V97H6V98L8 99V100H7V103H8V104H4V103H2V102L5 101V98H3ZM17 96H18V97H17ZM36 96H38V95L36 94L34 98H36ZM67 96H68V95H66V97H67ZM88 96H89V95H88ZM95 96H93V97H95ZM109 96H110V95H109ZM136 96H137V95H136ZM145 96H146V95H145ZM12 97H13V98H12ZM14 97H15V98H14ZM23 97H25V96H23ZM26 97H27V95H26ZM39 97H41V96H39ZM58 97H57V98H58ZM60 97H61V96H60ZM66 97H65V95H64V98H66ZM80 97H81V95H80ZM102 97H103V95H102ZM102 97H101V98H102ZM112 97H113V96H112ZM128 97H127V99H128ZM27 98H28V97H27ZM30 98H31V97H30ZM75 98H76V96H75ZM75 98H74V99H75ZM77 98H78V97H77ZM81 98H82V97H81ZM83 98H84V97H83ZM101 98H100V100H101ZM103 98L105 99V96H104ZM110 98H111V97H110ZM130 98H131V97H130ZM132 98H133V96H132ZM132 98H131V101L133 102ZM134 98H135V97H134ZM25 99H26V98H25ZM47 99H48V98H47ZM67 99H68V98H67ZM97 99H98V98H97ZM97 99H96V103H97ZM104 99H103V100H104ZM108 99H109V98H108ZM111 99H112V98H111ZM124 99L126 100L125 97H124ZM124 99H123V100H124ZM137 99H138V97H137ZM11 100H12V101H11ZM23 100H24V99H23ZM23 100H20V102L23 101ZM27 100H28V99H27ZM27 100H24V102L26 103ZM29 100H30V99H29ZM29 100H28V101H29ZM32 100H33V99H32ZM42 100H44V99H42ZM55 100H56V99H55ZM55 100H53V101H55ZM57 100H58V99H57ZM61 100H63V99L61 98ZM61 100L59 99L58 101H59V102H62ZM64 100H65V101H63V102H65V104H66V99H64ZM69 100H70V98L68 99V102H69ZM72 100H73V99H72ZM80 100H81V99H80ZM80 100H79V101H80ZM85 100H87V99H85ZM98 100H99V99H98ZM106 100H107V98H106ZM114 100H115V99H114ZM117 100H118V98H117ZM119 100H122V99H119ZM119 100H118V101H119ZM123 100H122V101H123ZM128 100H129V99H128ZM8 101H10L12 104H11L10 102H8ZM14 101H13V102H14ZM17 101H18V100H17ZM17 101L15 102V103L17 104V107L20 106L21 104L23 105V103L18 104L19 101H18V102H17ZM49 101H50V100H49ZM70 101H71V100H70ZM74 101H75V100H74ZM77 101H78V99H77ZM77 101H76V104H77ZM79 101H78V102H79ZM89 101H90V99H89ZM118 101H116L114 104L116 105V104L118 103ZM140 101H142V100H140ZM59 102H58V103H59ZM84 102H85V101H84ZM91 102L93 103V100H91ZM91 102H90V103H91ZM109 102H110V101H109ZM120 102H121V101H120ZM126 102H128V101H126ZM132 102H131V104H130L129 111H131V110H130V109H131V106H134V105L132 104ZM43 103H44V102H43ZM69 103H70V102H69ZM73 103H74V102H73ZM88 103H89V102H88ZM96 103H95V104H96ZM112 103H113V101H112ZM121 103H123V102H121ZM124 103H125V102H124ZM133 103H134V102H133ZM142 103H143V102H142ZM16 104H15V106H16ZM59 104H61V103H59ZM62 104H63V103H62ZM65 104H64V105H65ZM78 104H79V103H78ZM82 104H85V103H82ZM103 104H104V101H103ZM114 104H111V106L113 105V107H114V106H115ZM118 104H119V103H118ZM22 105H21V109H24V106H23V108H22ZM46 105H47V104H46ZM72 105H73V104H72ZM89 105H90V104H89ZM89 105L87 104V106H89ZM92 105H93V104H92ZM107 105L109 106V104H107ZM127 105H128V104H127ZM2 106H0V107L2 108ZM74 106H76V105H74ZM74 106H73V107H74ZM84 106H85V105H83V107H81V110H82V108H83V110H84ZM97 106H98V105H97ZM116 106H117V105H116ZM116 106H115V107H116ZM118 106H120V110H121V107H122L121 104L118 105ZM118 106H117V108H119ZM137 106H138V105H137ZM146 106H147V104H146ZM39 107H40V106H39ZM50 107H51V106H50ZM60 107H63V105L60 106ZM103 107H104V106H103ZM105 107H106V106H105ZM109 107H110V106H109ZM124 107H125V106H124ZM124 107H123V108H124ZM128 107H129V106H128ZM1 108H0V110L3 109V108H2V109H1ZM7 108H8V107H7ZM41 108H42V106H41ZM43 108H44V107H43ZM88 108H89V107H88ZM91 108H92V106H90V109H91ZM101 108H102V107H101ZM141 108H142V106H141ZM5 109H6V108H5ZM5 109H3V110H5ZM18 109H19L18 112L20 111V113H18V114L21 115L20 107H18ZM51 109H52V107H51ZM56 109H57V110H56ZM64 109H65L66 111L70 110V109H67L65 106H64ZM72 109H73V108H72ZM90 109H88V110H89L90 113H91L93 108H92L91 110H90ZM94 109H95V108H94ZM103 109H104V108H103ZM106 109H109V108L106 107ZM106 109H105V110H106ZM112 109H113V108H112ZM125 109H126V107H125ZM134 109H136V108L134 107ZM13 110H14V109H13ZM32 110H33V109H32ZM37 110H40V108H39V109L37 108ZM37 110H34L33 112H35V111H37ZM52 110H53V109H52ZM55 110H56V111H55ZM55 110H54V111H55V115H57V116H59L60 113H64V114H62V115H64V116H65V114H66V113L63 112V111L61 112L62 109L60 110V113H59V114H56V113L59 112V110H58V106H57V108H55ZM74 110H75V109H74ZM83 110H82V111H83ZM97 110H98V109H97ZM105 110L103 111V110H100V109H99V112H100V111L103 112V113L100 112L99 114L102 113V115H105V116H106L107 113H104ZM114 110H115V108H114ZM114 110H112V111H114ZM136 110H137V109H136ZM15 111H16V110H15ZM15 111H14V112H15ZM24 111H25V110H24ZM24 111H23V112H24ZM44 111H45V109H44ZM50 111H51V110H50ZM54 111H53V112H52V111L49 112V113H50L49 115H52L51 113H54ZM82 111H81V113H82ZM106 111H107V110H106ZM109 111H111V110H109ZM109 111H107V112H109ZM123 111H124V110H123ZM126 111H127V110H126ZM134 111H135V110H133V112H134ZM2 112H3V111H2ZM2 112H0V115H1V117H2V115H3V118H4L5 115H4ZM7 112H8V113H7ZM23 112H22V116H23ZM46 112H47V111H46ZM78 112H80V110H79ZM86 112H87V107H86V111H85V113H86ZM94 112H96V111H94ZM120 112H121V111H120ZM120 112H119V113H120ZM36 113H38V111H37ZM41 113L43 114L42 111H41ZM68 113H69V111H68ZM76 113H77V112H76ZM85 113H84V115H85ZM90 113H89V114H90ZM119 113H118V114H119ZM127 113H128V112H127ZM127 113H126V114H127ZM129 113H130V112H129ZM136 113H137V112H136ZM12 114H13V113H12ZM12 114H11V115H12ZM24 114H29V112H28V113H25V112H24ZM30 114H31V113H30ZM34 114H35V113H34ZM42 114H41V115H42ZM44 114H45V113H44ZM69 114H70V113H69ZM72 114H75V113H72V111H71V118H73V119H72V121H71L70 123L74 122V120H75L76 125L81 124V123L83 124V122H81V121H79V120H78V124H77V121H76V118H77V117L79 118L80 113H79V115H78L77 117H75V115H74L75 119H74V117L72 116ZM91 114H92V113H91ZM91 114H90V115H91ZM95 114H96V113H95ZM99 114H98L97 119H98L99 117H101V116H99ZM109 114H110V113H109ZM109 114H108V116L103 117V118H100V119L103 120L104 118L109 117ZM7 115H6V116H7ZM11 115H10V116H11ZM20 115H17V116L19 117V119H17V120H20V119H21L20 121L24 120L26 116L24 115V116H23L24 118H23V117H21ZM53 115H54V114H53ZM53 115H52V117L54 118V121H55V117H56V119H57V116L54 117ZM76 115H77V114H76ZM86 115H88V114H86ZM86 115H85V116H86ZM116 115H117V114H116ZM10 116L8 115L9 119H10ZM12 116H13L12 118H14V120L17 121V120L15 119L16 115H15V116L12 115ZM81 116H82V115H81ZM81 116H80V117H81ZM85 116H84V117H85ZM93 116H94V115H93ZM93 116H92L91 120L89 119V121H92V122H93V121H96V120H94L95 117H93ZM129 116H131V113L129 114ZM1 117H0V118H1ZM20 117H21V118H20ZM49 117H50V116H49ZM52 117L49 118L50 121H51ZM67 117H68V115H67ZM89 117H90V116H89ZM112 117H113V116H112ZM121 117H122V116H121ZM121 117H120V118H121ZM5 118H6V117H5ZM5 118H4V121H5V122L2 121L1 123H4V124H5L6 122L8 123V121H9L8 118H7V119H5ZM22 118H23V119H22ZM59 118L61 119V115H60ZM62 118H63V116H62ZM68 118H69V117H68ZM81 118H82V117H81ZM86 118H87V116H86ZM126 118H130V117H128V115H127ZM126 118H125V119H126ZM41 119H42V118H41ZM45 119H46V116H45ZM64 119H65V121H64ZM79 119H80V118H79ZM122 119H123V118H122ZM6 120H7V121H6ZM11 120H12V119H11ZM39 120H40V119H39ZM61 120H62V119H61ZM66 120H67V118H66V116H65V117L63 118L64 123L66 122ZM101 120H98L99 123H101ZM104 120H105V119H104ZM108 120H109V119L107 118L105 121L108 122ZM136 120H137V119H136ZM0 121H1V119H0ZM15 121L13 122V120H12L10 123L13 122L14 125H17L16 123H18V122L15 123ZM20 121H19V122H20ZM25 121H26V120H25ZM25 121H24V123L21 122V123H23L24 126H25ZM27 121H28V120H27ZM52 121H53V120H52ZM52 121H51V123H52ZM57 121H58V123H59V120H57ZM63 121H62V122H63ZM69 121H70V120H68V122H69ZM86 121H87V120H86ZM86 121H84V123H85ZM89 121H88L87 123H89ZM98 121H97V122H98ZM105 121H102V123H104ZM114 121H115V120H114ZM123 121H124V119H123ZM33 122H34V121H33ZM33 122H32V123H33ZM55 122H56V121H55ZM68 122H66V124H67ZM259 122H260V120H259ZM10 123H8V125H9ZM13 123H12V124H13ZM21 123H20V127H21ZM43 123H44L45 126H46L45 120H44ZM43 123H42V124H43ZM60 123H61V122H60ZM64 123H62V124H64ZM75 123H74V124H75ZM87 123H85V125H88ZM90 123H91V122H90ZM94 123H95V122H93V124H94ZM102 123H101V124H102ZM108 123H109V124L111 123V119H110V122H108ZM115 123L117 124V122H115ZM4 124H2V125H4ZM44 124H43V126H44ZM52 124H53L54 126H56V128H57L56 130H57V131L54 133V135L51 134V135H52L51 137H53V138L55 137V138H57V140H58V139H59V140H58V141L56 140L58 144H57L56 142H54V141L52 140L51 137H48V139L46 140V142H48V141L50 142V140H52L54 143L57 144L56 146H54V148L56 149L55 155L53 154V155H52V160L49 161L51 167H50V166L47 167L48 159H46V160H47V163L45 162L46 165L44 164L46 167H44V166L42 167L40 163L38 164V161H39V160H38L37 162H33V160L35 161V157H33V158H34V159H33L31 156H32L34 153L36 154V152H37V155H38V156H36V158H38L42 153H44V152H42V150L44 151V149H42V147L40 146V147H41V151L39 150V152H38V148H40V147H35L36 144H33V148L35 147L34 149H36L37 151H36V152L34 151V153H30V151H32L33 148H32L31 145L27 144V145H29L30 149L32 148L31 150L29 149L30 151H27L28 149H27V145H26L25 143L28 142V141H30V140H28L29 138L27 139L28 141L25 140V139H26V138H25L26 135H24V138H25V139H23V137H22V138L20 137V138L23 140V143H22V144L26 145V148L24 147V145L20 144L21 147H20V149H19L18 146H20V145H18V143H17V142L19 141V139H18V141L16 140V142H15V143H17L18 146H17V145H13V146H15V147L17 146V150L13 148V149H14V150H13L14 153H15L16 151H17L18 153L21 151L20 153L22 154L23 152H26V151H27L26 153L28 154V152H29V153H30V154H29V155H30V158L33 159V160H32V159L28 158L29 155H27L28 157H27V156L25 157L26 154L23 155V157H25L24 160H26V161H27L28 159H29V160H32L31 162H30L29 160H28L29 162H28V161H27V162L25 161V163H27V164H25L26 167H24V169H25V168H26V169L24 170V172L27 173V174H28V172H29V173L31 172L32 174H31V173H30V174H31V176L33 175V176H32V179H33V180H31V179H30L31 181L29 180V178H31V176H30V177L28 178V180H26V182H25L26 184H25V183L23 182V180H22V181H21V185L24 183V185L27 186V188L29 187L30 192L33 190V191H32L33 194L31 193V195L34 196L36 200H37V199L39 200V198L41 197L40 199H42V200H45V199H46L45 201H47V200H48L47 198L50 197V202H49V204H52L54 200H55V202H56V201H57V200H56V199H57L56 197H57V196H58V197H61V194H62L63 192L65 193L64 186H65V182L67 181V180H65V178H63V177H61V176L58 177L59 175L56 176V174L54 175L53 173H52V174L54 175V177L52 176L51 178H49V172H50L52 169L55 170V172H56V171L60 172L59 169H61V170H63V171H61V172H63V174H64V173L66 174L67 170H68L69 167H70V163H72V165H73L74 167L72 168V170H71V167H70V169H69L70 171L67 172V173H69V174H68V175H65V174H64V175L66 176V179H67V178L69 177V175H71L70 172H72L73 169H75V170H76V171H75V175H74V173H73L74 171L72 172V174H73V176H75V178H76V177H77V173H76V172H77V171H80V169L83 170V168H84V167L81 168V166H79L80 169L77 170L78 168L75 167L74 164H77V165H78V163H79V162H78V163H75V161H76L75 158L77 157V154H76V153L79 154L78 157H77V159L82 155V153H83L84 156H85L84 153L87 154L86 151L84 152V151H81V150H80V151L78 150L79 152H76V149H77L78 147H80V146H79L80 144H81V146H82V143H79V141L76 139V137H77L76 135H75L76 137L74 136V137H75V138H74V137L71 136L72 134H71V135L69 134V130L71 131L72 127H73V130H74V125H73V124H72V127H71L69 124H68V126H67L66 124H64V125L60 124V127H57L56 123H52ZM95 124H96V123H95ZM101 124H100V125H101ZM104 124H105V127H106V126H110V125L107 124L106 122H105ZM124 124H125V123H124ZM5 125H6V124H5ZM5 125L3 126V129H5V128H4ZM10 125H11V124H10ZM23 125H22V126H23ZM53 125H51V127H52ZM61 125H62L63 127H62ZM76 125H75V128H76V129L74 130V132H75L76 130L79 129L78 127H76ZM98 125H99V124H98ZM135 125H136V124H135ZM49 126H50V125H49ZM65 126H66V127H65ZM91 126H92V125H91ZM91 126L89 127V125H88V127L90 128V131H88V132H86V133L91 132L92 129H94V131L97 132V128H94L95 125H93V128H92ZM262 126H263V125H262ZM262 126H261V127H262ZM6 127H7V126H6ZM9 127H10V126H9ZM20 127H19V128H20ZM86 127H87V126H86ZM102 127H104V126H102ZM105 127H104V128H105ZM115 127H116V126H115ZM118 127H119V126H118ZM126 127H127V126H126ZM13 128H14V127H13ZM16 128L19 130L18 125H17ZM22 128H23V127H21V129H22ZM70 128H71V129H70ZM83 128H84V127H83ZM89 128H87V129L89 130ZM106 128H107V127H106ZM106 128H105V129H106ZM113 128H114V125H113ZM116 128H117V127H116ZM124 128H125V126H124ZM124 128H123V129H124ZM25 129H26V128H25ZM50 129H51V128H50ZM50 129H49V130H50ZM85 129H86V128H85ZM95 129H96V130H95ZM108 129H109V128H108ZM108 129H107V131H108ZM9 130H10V129H9ZM53 130H54V129H53ZM73 130H72V131H73ZM7 131H8V129L5 130V132H7ZM24 131H25V130H24ZM35 131H36V130H35ZM37 131H38V129H37ZM94 131L91 132L92 135H94L93 138H91V137H92L91 134H88V135L91 136V137L89 136V137L91 138L90 141H94V140L96 139V138H95ZM107 131H106V132H107ZM109 131H110V130H109ZM111 131H113V130H111ZM111 131H110V132H111ZM262 131H264V130H262ZM1 132H2V131H1ZM28 132H29V131H28ZM53 132H54V131H53ZM96 132H95V133H96ZM102 132H103V131H102ZM102 132H101V133H102ZM119 132H120V130H119ZM130 132H131V131H130ZM81 133H82V132H81ZM97 133H98V132H97ZM101 133H100V136L103 135L105 132H104L103 134H101ZM108 133H109V132H108ZM108 133H107V134H108ZM8 134H10V133L8 132L7 135H8ZM11 134H12V133H11ZM11 134H10V135H11ZM23 134H24V132H23ZM31 134H32V136H31ZM31 134H30L29 137H32V140H31V141L34 142L35 139H36V134L34 133L35 136L33 135V133H31ZM39 134H40V133H39ZM39 134H38V135H39ZM76 134H77L79 137L82 136V134L79 135L78 131L76 132ZM7 135H6V138H7ZM42 135H44V133H42ZM73 135H74V134H73ZM88 135H87V136H88ZM112 135H113V134H112ZM123 135H124V133H123ZM1 136H2V135H1ZM8 136H9V135H8ZM13 136H14V137H13ZM13 136H12V137L10 136L11 138H10V137H9V138L12 140V139H14L15 137H17L18 135L16 136V134H15V135H13ZM83 136H84V134H83ZM96 136H98V135L96 134ZM106 136H107V135H106ZM110 136H111V134H110ZM115 136H116V135H115ZM2 137H3V136H2ZM2 137L0 138V140H1V139L3 140ZM34 137H35V138H34ZM38 137H39V136H38ZM43 137H44V140H45V138H47V137H45V136H43ZM79 137H77V138L80 139L81 137H80V138H79ZM84 137H85V136H84ZM102 137H103V136H102ZM121 137H122V136H121ZM125 137H126V136H125ZM33 138H34V141H33ZM49 138H51V139H49ZM94 138H95V139H94ZM99 138H100V137L98 136V139H99ZM127 138H128V137H127ZM7 139H8V138H7ZM10 139H9V140H10ZM61 139H62L63 141H62V142H59ZM64 139H65L66 142L64 141ZM74 139H76L77 142L79 143V145H78V147H77L76 149H75V147L77 146L78 143H77V144H76V143H72V142H73L72 140H74ZM82 139H83V137L80 139L81 142H83V141L85 140V138L83 139V141H82ZM93 139H94V140H93ZM103 139H105V138L103 137ZM109 139H110V137H109ZM109 139H106V140H107V143H109V142H108ZM111 139H112V138H111ZM2 140L0 141V144H2L3 141H6L5 139H4L3 141H2ZM9 140H7V141H9ZM11 140H10V141H11ZM22 140H21V141H22ZM24 140H25L26 142H24ZM41 140H42V139H41ZM99 140H101V139H99ZM99 140H98V142H99V146H100L103 142L105 143V141H106V140H104V141L102 142V140H101L102 143H100ZM116 140H117V139H116ZM124 140H125V139H124ZM129 140H130V139H129ZM131 140H132V139H131ZM10 141H9V143H10ZM12 141H13V140H12ZM14 141H15V139H14ZM21 141H20V142H21ZM88 141H89V140H88ZM96 141H97V139H96ZM96 141H94V142H95V144L97 145L98 142H96ZM109 141H110V140H109ZM32 142H30V143H32ZM37 142H39V141H37ZM49 142H48V143H49ZM64 142H65V143H64ZM75 142H76V141H75ZM94 142H93V143H94ZM128 142H129V141H128ZM34 143H36V142H34ZM39 143H41V142H39ZM48 143H47V144H48ZM83 143H85V141H84ZM86 143H87V141H86ZM86 143H85V144H86ZM123 143H124V142H123ZM123 143H122V144H123ZM126 143H127V142H126ZM4 144H5V142H4ZM10 144H11V143H10ZM49 144H50V143H49ZM64 144H67L68 147H66L67 145H64ZM87 144H88V143H87ZM87 144H86V145H87ZM95 144L93 145L94 148H96V147L99 148L98 145L95 147ZM116 144H117V143H116ZM130 144H132V143H130ZM37 145L39 146V144H37ZM43 145L46 146V143H45V144L43 143ZM61 145H63V147H62ZM74 145H75V146H74ZM86 145H85V149H86ZM89 145H90V142H89ZM102 145H103V144H102ZM104 145H105V144H104ZM108 145H109V144H108ZM108 145H107L106 147H108ZM110 145H111V143H110ZM9 146H10V145H9ZM13 146H12V147H13ZM22 146H23V147H22ZM52 146H53V145H52ZM116 146H118V144H117ZM121 146H122V145H121ZM7 147H8V146H7ZM10 147H11V146H10ZM29 147H28V148H29ZM49 147H51V144H50ZM49 147H48V145H47L46 148H49ZM64 147H66V148H64ZM82 147H83V149H84V146H82ZM87 147H88V145H87ZM90 147H91V145H90ZM90 147H89V148H90ZM118 147H119V146H118ZM118 147H116V148H118ZM131 147H132V146H131ZM21 148H24L23 150H26V151L21 150ZM54 148H53V149H54ZM67 148H69V149H68L69 152H66V151H67V150H66ZM80 148H81V147H80ZM98 148H97V149H98ZM112 148H113V147H112ZM127 148H128V147H127ZM129 148H130V146H129ZM64 149H65V151H64ZM78 149H79V148H78ZM83 149H82V150H83ZM90 149H91V148H90ZM90 149H89V150H90ZM92 149H93V148H92ZM92 149H91V150H92ZM101 149H102V148H101ZM103 149L105 150L104 147H103ZM109 149H110V148H109ZM124 149H125V148H124ZM2 150H3V147H2ZM18 150H20V151H18ZM48 150H49V149H48ZM89 150H87V151H89ZM95 150H96V149H95ZM95 150H94V151H95ZM106 150H107V149H106ZM106 150H105V152H106ZM112 150H113V149H112ZM119 150H120V149H119ZM130 150H131V149H130ZM132 150H133V147H132ZM22 151H23V152H22ZM63 151H64V152H63ZM94 151L92 150V152H94ZM98 151H99V150H98ZM98 151H96V152H97V154H98L100 157L97 156V158L99 157V158L102 159V161H104L105 157H104V159H103V155H102L103 153L101 152V155H102V156H101V155L98 153ZM108 151H110V150H108ZM113 151H116V152H117L118 149H117V150H113ZM124 151H126V150H124ZM128 151H129V150H128ZM8 152H11V153L13 154V152H12L11 150L8 151ZM41 152H42V153H41ZM62 152H63V153H62ZM96 152H95V156L97 155ZM105 152H104V153H105ZM118 152H119V151H118ZM11 153H10V154H11ZM18 153H17V155H16V154H15V155H16V156H21V155H18ZM20 153H19V154H20ZM40 153H41V154H40ZM50 153H51V150H50ZM52 153H53V152H52ZM52 153H51V154H52ZM65 153H66V154H65ZM80 153H81V154H80ZM89 153H90V151H89ZM89 153H88V154H89ZM106 153H107V154H109V153L111 154V151H110V152H106ZM124 153H125V152H124ZM31 154H32V155H31ZM35 154H34V155H35ZM45 154H46V153L43 154V156H44L43 158H46V157H45ZM68 154H69V156H68ZM110 154H109V155H110ZM112 154H113V153H112ZM122 154H123V153H122ZM129 154H130V152H129ZM65 155H67V157H69V158L66 159V156H65ZM83 155H82V156H83ZM90 155H92V154L90 153ZM104 155H105V154H104ZM109 155H105V156H109ZM3 156H4V155H3ZM12 156H13V155H12ZM50 156H51V155H50ZM93 156H94V155H93ZM110 156H111V155H110ZM126 156L130 157V155H126ZM131 156H132V155H131ZM1 157H2V156H1ZM1 157H0V159H1L0 161H1V163H3ZM73 157H75V158H73ZM128 157H126V158L128 159ZM8 158H9V157H8ZM20 158H21V157H20ZM26 158H27V159H26ZM47 158H48V157H47ZM81 158H82V157H81ZM83 158H84V157H83ZM83 158H82V160H84ZM87 158L89 159V157H87ZM99 158H98L97 160H99ZM106 158H109V159H110V157H106ZM111 158H114L113 155H112ZM4 159H5V158H4ZM10 159H11V158H10ZM40 159H42V155H41V158H40ZM65 159H66V161H65ZM69 159H70L71 162H67V160H69ZM91 159H92V156H91L90 160H91ZM109 159H107L108 161L106 160V161L109 162V163H107L106 161H104V162H106L105 164H107V165L110 164ZM8 160H9V159H8ZM14 160H17V159L14 158ZM14 160L12 159V161H14ZM24 160H23V161H24ZM44 160H45V159L40 160V161L44 162ZM74 160H75V161H74ZM78 160L80 161L81 159H78ZM82 160H81V162H82ZM85 160H86V159H85ZM85 160H84L83 162H85ZM110 160H111V159H110ZM118 160H119V159H118ZM121 160H122V159H121ZM40 161H39V162H40ZM62 161H63L64 163H62ZM86 161H87V160H86ZM102 161L99 160V161H98L99 164H100ZM112 161H113V160H112ZM112 161H111V163H112ZM4 162H5V161H4ZM65 162H67L68 165H67V163H65ZM81 162L79 163L80 165H82V163H83V162H82V163H81ZM88 162H90V161L88 160ZM91 162H94V163H95V161H91ZM91 162H90L89 164H87L88 167L90 166V164L92 165ZM119 162H120V161H119ZM11 163H12V162H11ZM14 163H15V162H14ZM19 163H20V162H19ZM32 163H33V166H31ZM36 163H37V164H36ZM86 163H87V162H86ZM102 163H103V162H102ZM113 163H114V162H113ZM4 164H5V163H4ZM20 164L22 165L23 163H20ZM28 164H30V166H31V167L28 168L29 170H30V168H31V171L27 170V165H28ZM34 164H35V165H34ZM62 164H64V165H62ZM83 164H84V163H83ZM99 164L96 165V167H95L96 169L99 168V167L97 168V166H100ZM123 164H124V163H123ZM0 165H1V164H0ZM2 165H3V164H2ZM7 165H8V164H7ZM21 165H20V166H21ZM23 165H24V164H23ZM65 165L68 166V168H67ZM103 165H104V164H103ZM110 165H111V164H110ZM110 165H109V166H110ZM130 165H131V164H130ZM14 166H15V165H13V170L15 169V171H17V172H18V171L21 172V173L23 172V168H22V166H21V167H18V165H17L16 168H14ZM28 166H29V165H28ZM52 166H53V167H52ZM63 166H64V169H63ZM84 166H85V168H86V164H84ZM92 166H94V165H92ZM101 166H102V165H101ZM101 166H100V167H101ZM115 166H116V165H115ZM17 167H18L19 170H16ZM65 167L67 168V170H65ZM105 167H106V166H105ZM105 167H103V168H105ZM107 167H108V166H107ZM113 167H114V166H113ZM21 168H22V170H21ZM85 168H84V169H85ZM91 168L94 169V167H91ZM91 168H89V169L92 170ZM101 168H102V167H101ZM101 168H99V171H100ZM108 168H109V167H108ZM116 168H117V167H116ZM124 168H125V167H124ZM106 169H107V168H106ZM106 169H105V170H106ZM114 169H115V168H114ZM26 170H27L28 172H26ZM82 170H81V172L84 171V170H83V171H82ZM101 170H102V169H101ZM110 170H111V169H110ZM118 170H119V168H118ZM126 170H128V169H126ZM0 171H1V170H0ZM85 171H86V170H85ZM11 172H12V171H11ZM13 172H14V171H13ZM37 172H38V173H37ZM51 172H54V171H51ZM51 172H50V173H51ZM89 172H91V171H89ZM102 172H104V171L102 170ZM102 172H101V174H102ZM109 172H110V171H109ZM111 172H112V170H111ZM111 172H110L108 175H106L107 173H105L106 176H105L104 173H103L104 177H107V176H109L110 174H111L110 176H112V173H111ZM114 172H115V171H114ZM128 172H130V170H129ZM21 173H20V174H21ZM96 173H98V171H96ZM9 174H10V173H9ZM16 174H18V173H16ZM20 174H18V175H20ZM57 174H58V173H57ZM78 174H79V172H78ZM83 174H84V175H83ZM85 174L87 175L86 172L82 173V175H83V176L85 177V179H86L87 176H86ZM91 174H94V177H96L95 173H93V172L90 173V177L93 176V175L91 176ZM2 175L4 176V174H2ZM25 175H26V174H25ZM28 175H29V174H28ZM82 175H81V173H80V177H81ZM97 175H98V174H97ZM99 175H100V174H99ZM99 175H98V176H99ZM7 176H8V175H7ZM13 176H14L15 178H16V177L18 178L17 175H16V176L13 175ZM26 176H27V175H26ZM65 176H64V177H65ZM73 176H71V177H73ZM78 176H79V175H78ZM100 176H101V175H100ZM110 176H109V177H110ZM8 177H9V176H8ZM21 177H25V176H22V174H21ZM27 177H28V176H27ZM80 177H78V178L80 179ZM90 177H89V179H90ZM109 177H108V178H109ZM125 177H126V176H125ZM125 177H124V180H125ZM3 178H4V177H3ZM15 178H14V180H15ZM17 178H16V179H17ZM25 178H26V177H25ZM25 178H24V179H25ZM52 178H53V179H52ZM75 178H74V179H75ZM96 178H98V180L96 179L97 182L100 181V180H99L100 177H96ZM76 179H77V178H76ZM82 179H84V178L82 177ZM85 179H84V181H85ZM92 179H93V178H91V180H92ZM105 179H107V178H105ZM110 179L112 180L111 177H110ZM113 179H114V178H113ZM6 180H7V179H6ZM18 180H19V179H18ZM18 180H17V181H18ZM68 180L72 181V180L69 179V178H68ZM102 180H103V178H102ZM108 180H109V179H108ZM115 180H117V179H115ZM2 181H3V180H2ZM2 181H1V182H2ZM27 181H29V183H27ZM88 181H89V180H88ZM105 181H107V180H105ZM120 181H121V180H120ZM4 182H5V181H4ZM18 182H19V181H18ZM67 182H69V181H67ZM86 182H87V181H85V183H86ZM90 182H91V181H90ZM94 182H96V181H94ZM97 182H96V183H97ZM101 182L104 183L103 181H101ZM116 182H118V181H116ZM13 183H14V182H13ZM69 183H71V182H69ZM92 183H93V182H92ZM102 183H100L99 186H102ZM105 183H106V182H105ZM110 183H111V182H109L108 184H110ZM1 184H2V183H1ZM67 184H68V183H67ZM71 184H72V183H71ZM112 184H113V183H112ZM16 185H17V186H16ZM21 185H20V188L22 189V192H20V193L24 194L23 190H25V188L23 189V186H24V185H22V187H21ZM29 185H30V186H29ZM89 185H90V184H89ZM92 185H95V184L93 183ZM103 185H104V184H103ZM116 185H117V183H116ZM116 185H114V186H116ZM7 186H8V185H7ZM14 186H15V187H18L19 185L15 182V185H14ZM66 186H67V185H66ZM68 186H71V185L68 184ZM97 186H98V184H97ZM97 186L95 185L94 188H97ZM99 186H98V189L100 188ZM105 186H106V185H105ZM105 186H104V187H105ZM124 186H125V185H124ZM88 187H89V186H88ZM104 187L102 186L101 188H104ZM110 187H111V186H110ZM27 188H26V190H27ZM78 188H79V187H78ZM94 188H93V189H94ZM106 188H107V187H106ZM5 189H6V188H5ZM9 189H10V188H9ZM15 189H16V188H15ZM68 189H69V188H68ZM68 189H67V190H68ZM70 189H71V188H70ZM107 189H108V188H107ZM0 190H1V189H0ZM67 190H66V191H67ZM108 190H109V189H108ZM116 190H117V188H116ZM18 191H20L19 188H17V192H16V191H15V192L18 193ZM95 191H96V190H95ZM109 191H111V190H109ZM120 191H121V190H119V192H120ZM25 192H26V191H25ZM39 192H41V194H40ZM67 192H69V191H67ZM67 192H66V194H67ZM12 193H13V192H12ZM16 193H15V194H16ZM64 193H63V194H64ZM97 193H99V190H97ZM97 193H95V194H97ZM109 193H110V192H109ZM4 194H5V192H4ZM15 194H14V196H15ZM22 194H19V195L17 194V195H16L17 197L15 196V197L17 198V201H16V202H19L20 204H22L24 201H26V198H27V197H26V198L24 197L25 195H27L26 193H25V195H22ZM28 194H29V192H28ZM54 194H55V195H54ZM63 194H62V197H64V196L66 195V194H65V195L63 196ZM68 194H69V193H68ZM7 195H8V194H7ZM7 195H5V196H7ZM9 195H11V196H12L11 198H13V199H12V202H11V200H10V196H9ZM9 195L7 196V198H9V201H8V202H11V203L14 204L15 197L11 194V192L9 193ZM29 195H30V194H29ZM40 195H42V196H40ZM44 195H45V196H44ZM56 195H57V196H56ZM74 195H75V194H74ZM109 195L111 196V193H110ZM18 196H22V199L24 198V199H23L24 201H23V202H20V201H22V199L19 198ZM32 196H30V197H32ZM46 196H47V198H44V197H46ZM83 196H84V195H83ZM96 196H97V195H96ZM96 196H95V197H96ZM98 196L100 197L99 194H98ZM125 196H126V195H125ZM129 196H130V195H129ZM34 197H32V199H34ZM66 197H68V196L66 195ZM18 198L21 199V200L18 201ZM43 198H44V199H43ZM52 198H53L54 200H53ZM71 198H72V197H71ZM71 198H70V199H71ZM75 198H76V197H75ZM88 198H89V197H88ZM96 198H98V197H96ZM115 198H116V197H115ZM117 198H118V197H117ZM32 199H31V201H32ZM42 200H41V201H42ZM59 200H60V202L57 201L56 203H58V204L61 203L62 206H63V202H64V201H63V198H60ZM67 200L69 201V198H68ZM77 200H78V198H77ZM81 200H82V199H81ZM102 200H103V202H104V199H102ZM117 200H118V199H117ZM27 201H30V199H27ZM39 201H40V200H39ZM78 201H79V200H78ZM96 201H98V200H96ZM5 202H6V197H5V200H4V202H3V206H4V203H5ZM8 202H7V203H8ZM16 202H15V203H16ZM75 202H76V201H75ZM86 202H87V201H86ZM86 202H85V203H86ZM116 202H117V201H116ZM7 203H6V204H7ZM11 203H8V204H10V205H6V206H7V207H6L7 209H8L9 206H12ZM29 203H30V202H29ZM36 203H37V201L31 203L30 206H31V207H32V206H35ZM77 203H78V202H77ZM77 203H76V204H77ZM85 203H84V204H85ZM92 203H93V202H92ZM96 203L98 204L99 202H96ZM1 204H2V203H1ZM40 204H41V202H40ZM40 204H39V205H40ZM43 204H44V206H45L44 201H43ZM46 204H48V203H46ZM66 204H67V203H65V205H66ZM79 204H80V203H79ZM81 204H83V203H81ZM26 205H27V203L25 202V204H24L25 208H23V211H22L21 209H20L21 211L18 209L19 207H17V206H19V204H18V205H14V207L16 206L15 208L13 207L14 209L17 208V209H16L17 211H16V210H15V211L17 212V215L19 216V222H18L19 224H16V225L14 224L15 227L18 226L17 229H15V230L13 229V228H15V227H13L14 225H13V222L11 221L12 219H11V220L9 219V218H12V217H10V215H9V214L12 215V213H9V211L6 212V214H8L7 216L9 217V218H6V219H9L11 222H10V221H9V222H6V221H5L6 223L4 222V225H5V226H4V227H5L4 229L7 230V227H9V226H12V227H13L12 229H11V227L9 228V230H10V229L12 230V231L10 230V231H11V234L8 236V238H9V239H8L9 242H8V240L5 239V237H4V239H5L7 242H6L5 240L2 241V240H3V236H5V235H6L5 233H7V232H5V230L2 231V233L0 232V237H2V238H0V239H2L1 241L3 242V244L8 245V248H10V249H9V250H10L9 252H11V254H12V256H11V255H8L9 257L11 256L10 258H9L8 256H7L6 258H9L12 264H67V263H68V259L71 258L70 253H68V251H70L71 248H70L69 244H67L69 247H67V245L64 244V243H66V242L63 240L64 237H62V242H61L62 244L59 243V242L61 241V235H63V234L66 235V234H67V233H64V232H63V231H65V230L67 229V225H66V227H65V225H64V226L60 225V224L64 223V220L61 219V217H62V218L67 217L66 215H67L68 213H66V211H65V209H67V208L64 207L65 209H63L62 211L58 208V209L62 212V214L60 213V214H61V215H60V214L58 213L57 218L54 217L55 215L52 216V217H54V219L52 220L53 222H54L56 219H58V220L61 219V221H63V222H61V221L59 220V226L62 227V230L65 228V229L62 231L63 233L61 232L60 239H59L60 241H58V243H55V241H54L55 239H53V238L56 237V231H54L53 226H52V228H51V229H53V231H50V229H49L50 227L48 228V226H47V225L45 226L43 223H42V225H40L39 222H38V220H37V222H38V224H39L40 226L38 225L37 228H36L35 225H34L35 228H34V226H33V221H34V217H35L34 215H36V214L39 215L40 213L42 214V211H41L38 207H36V206H35V207H32V208L29 207L28 209H26V208H27ZM39 205H37V206H39ZM67 205H68V204H67ZM86 205H87V204H86ZM93 205H94V204H93ZM95 205H96V204H95ZM100 205H101V204H100ZM0 206H1V205H0ZM46 206H47V205H46ZM50 206H51V205H50ZM56 206H57V204H56ZM62 206H61V209H62ZM69 206H70V205H69ZM22 207H23V204H22L21 208H22ZM53 207H54V205L52 206V210L55 209V208H53ZM59 207H60V206H59ZM80 207H81V206H80ZM82 207H83V205H82ZM104 207H105V205H104ZM113 207H114V206H113ZM115 207H116V205H115ZM0 208H1V207H0ZM3 208H5V206H4ZM3 208H2V209H3ZM6 208H5V210L3 209V210H4V211H3V214H4V212L7 210ZM9 208L11 209V207H9ZM35 208H36V209L38 208V209H37L38 211H37L36 214H33V213H32L33 210L31 211L30 209H35ZM41 208H42V207H41ZM70 208H71V207H70ZM89 208H92V207H88V209H87V211L89 212V215H90V211H91V210H90ZM99 208H100V206H99ZM105 208H106V207H105ZM125 208H126V207H125ZM2 209H0V214H1ZM36 209H35L34 211H36ZM44 209H45V207H44ZM44 209H43V210H44ZM48 209L50 210L49 205H48L47 210H48ZM93 209H94V208H93ZM101 209H102V208H101ZM111 209H112V208H111ZM8 210H9V209H8ZM11 210H12V209H11ZM49 210H48V212H49ZM59 210H58V211H59ZM69 210H70V209H69ZM112 210H113V209H112ZM45 211H46V209H45ZM53 211H54V210H53ZM60 211H59V212H60ZM73 211H74V210H73ZM73 211H72V212H73ZM80 211H81V209H80ZM82 211H84V210H82ZM96 211H97V209H96ZM104 211H105V210H104ZM110 211H111V210H110ZM11 212H12V211H11ZM67 212H68V211H67ZM70 212H71V211H70ZM97 212H98V211H97ZM99 212H100V211H99ZM126 212H127V211H126ZM43 213H45V212L43 211ZM50 213H51V212H50ZM74 213H75V212H74ZM84 213H85V212H84ZM91 213H92V212H91ZM111 213H113V212L111 211ZM15 214H16V213H15ZM15 214H13V215H14L13 218H15V216H17V215H15ZM23 214H25V217H23ZM46 214H47V211H46ZM46 214H44V216H46ZM55 214H56V210H55ZM77 214H78V213H77ZM107 214H108V213H107ZM113 214L115 215V213H113ZM13 215H12V216H13ZM38 215H37V217H38ZM48 215H49V214H48ZM71 215H72V214H71ZM71 215H70V216H71ZM81 215H82V214H81ZM84 215H85V214H84ZM86 215H87V214H86ZM104 215H105V214H104ZM116 215H117V214H116ZM1 216H2V215H1ZM3 216H4V215H3ZM20 216H21V217H20ZM33 216H34V217H33ZM59 216H60V217H59ZM78 216H79V215H78ZM37 217H35V219H38ZM84 217L86 218L87 216H84ZM93 217H94V216H93ZM104 217H105V216H104ZM2 218H4V217H2ZM2 218H1V220L3 221ZM17 218H18V217H17ZM17 218H16V219H17ZM42 218H43V217H42ZM44 218H45V219H44L45 221H46L47 219H51V218H47V217H44ZM71 218H72V217H71ZM82 218H83V217H82ZM87 218H88V217H87ZM87 218L85 219V221L87 222V220H90V221H89V222H90V225H88V223H87V226H85V228L88 229V230H91L92 228L90 229L89 226L92 227V226H91V225H92V224H91V221H92V220H91L90 218H88V219H87ZM6 219H4V220H6ZM16 219H15V220H16ZM72 219H73V218H72ZM17 220H18V219H17ZM67 220H68V219H67ZM67 220H66V221H67ZM83 220H84V218H83ZM110 220H111V219H110ZM115 220H116V219H115ZM2 221H0V223H1ZM7 221H8V220H7ZM13 221H14V219H13ZM42 221H43V220H42ZM71 221H73V220H71ZM85 221H84V222H85ZM99 221H100V219H99ZM43 222H44V221H43ZM47 222H48V221H47ZM47 222H45V224H46ZM49 222L51 223L50 220H49ZM49 222H48L47 224H49V226H51V224H50ZM53 222H52V223H53ZM60 222H61V223H60ZM104 222H105V221H104ZM113 222H114V220H113ZM35 223H36V221L34 222V224H35ZM40 223H41V221H40ZM70 223H71V222H70ZM95 223H96V222H95ZM102 223H103V222H102ZM109 223H110V222H109ZM10 224H11V225H10ZM72 224H73V223H72ZM82 224H83V223H82ZM96 224H97V223H96ZM103 224H104V223H103ZM110 224H111V223H110ZM126 224H127V223H126ZM126 224H125V225H126ZM0 225H2V223H1ZM31 225H32V226H31ZM52 225H54V224H52ZM68 225H69V224H68ZM93 225H94V224H93ZM127 225H128V224H127ZM83 226H84V225H83ZM83 226H82V227H83ZM109 226H110V225H109ZM109 226H108V227H109ZM253 226H254V225H253ZM0 227H1V226H0ZM87 227H88V228H87ZM106 227H107V226H105V228H106ZM255 227H256V226H255ZM45 228H48L47 231H46V234H45V232H44V229H45ZM57 228H58V227H57ZM75 228H76V226H75ZM93 228H94V227H93ZM100 228H101V227H100V225H99V229H100ZM110 228H111V227H110ZM123 228H124V227H123ZM127 229H128V227H127ZM127 229H126V230H127ZM253 229H254V228H253ZM48 230H49L50 232H49ZM74 230H75V229H74ZM112 230H113V229H112ZM126 230H125V231H126ZM0 231H1V228H0ZM69 231H70V230H69ZM99 231H100V230H99ZM105 231H106V230H105ZM255 231H256V230H255ZM4 232H5V233H4ZM86 232H88V231H86ZM97 232H98V231H97ZM114 232H115V231H114ZM119 232H120V231H119ZM258 232H259V231H258ZM50 233H51L52 235H50ZM59 233H60V232H59ZM93 233H94V232H92V234H93ZM111 233H112V232H111ZM111 233H110V234H111ZM129 233H130V232H129ZM47 234H49V237H47ZM78 234H79V233H78ZM81 234H82V233H81ZM97 234H98V233H97ZM99 234H101V233H99ZM106 234H107V233H106ZM117 234H118V233H117ZM2 235H3V236H2ZM7 235H8V233H7ZM7 235H6V236H7ZM42 235H43V237H42ZM53 235H55V237H53V238L50 237V236H53ZM65 235H64V236H65ZM94 235H95V234H94ZM113 235H114V234H113ZM125 235H126V234H125ZM252 235H253V234H252ZM35 236H36L37 238L40 237V239H41V240H40V243H39V241H38V242H35V241H36V237H35ZM97 236H98V235H97ZM106 236H108V235H106ZM117 236L119 237V235H117ZM257 236H258V235H257ZM34 237H35V238H34ZM46 237H47V238H51L52 241H51V239H50V242H48V239L46 240ZM67 237H68V236H67ZM74 237H75V236H74ZM104 237H105V236H104ZM108 237H109V236H108ZM114 237H115V236H114ZM33 238H34V239H33ZM79 238H80V237H79ZM98 238H99V237H98ZM98 238H97V239H98ZM101 238H102V237H101ZM105 238H106V237H105ZM65 239H66V237H65ZM69 239H71V242L73 243V241H72L73 239L71 238V236H70ZM90 239H91V238H90ZM92 239H93V238H92ZM92 239H91V240H92ZM123 239H124V238H123ZM34 240H35V241H34ZM37 240H39V238H38ZM78 240H79V239H78ZM102 240H103V239H102ZM106 240H107V239H106ZM109 240H110V239H109ZM124 240H125V239H124ZM63 241H64V242H63ZM89 241H90V240H89ZM5 242H6V243H5ZM67 242L69 243L70 241L67 239ZM125 242H126V241H125ZM49 243L52 244V245L50 244L49 247H52V248H51V251H53V254H52V252L50 251L49 255H50V254L53 255V256H52L53 258H51V256H49V255H48V256L50 257V260H49V257H48V256H45V255H42L43 257L41 256L42 259H41L40 256H39V257H36V256H37V255H36V252H39V251H40L41 246L44 247V245L49 244ZM72 243H71V245H72ZM88 243H89V242H88ZM99 243H100V242H99ZM102 243L104 244V242H102ZM102 243H101V244H102ZM5 245H3L2 247L4 248ZM64 245H65V246H64ZM108 245H109V244H108ZM96 246H97V245H96ZM100 246H101V245H100ZM102 246H103V245H102ZM66 247L69 248L70 250H67V251H66V250H65ZM72 247H73V246H72ZM103 247H104V246H103ZM4 249H6V247H5ZM105 249L107 250V248H105ZM105 249H104V250H105ZM0 250L2 251V249H0ZM41 250H42V249H41ZM86 250H87V249H86ZM92 250H93V249H92ZM95 250H96V249H95ZM102 250H103V249H102ZM110 251H111V250H110ZM42 252H43V251H42ZM42 252H41V253H42ZM48 252H49V251H48ZM0 253H3V252H0ZM39 253H40V252H39ZM67 253H68V256L70 255V256H69L70 258H68ZM73 253H74V251H73ZM98 253H99V252H98ZM5 254H6V253H5ZM42 254H44V253H42ZM45 254H46V253H45ZM71 254H72V253H71ZM109 254H110V253H109ZM2 255L4 256V254H2ZM2 255H0V264H5V263H3V262H7V263L9 264L10 261H6V260H8V259H6V260H5V259H2V258H3ZM6 255H7V254H6ZM38 255H40V254H38ZM104 255H105V254H104ZM106 255H108V254H106ZM44 256H45V257H44ZM1 257H2V258H1ZM47 257H48V258H47ZM108 257H109V256H108ZM111 257H112V256H111ZM4 258H5V257H4ZM46 258H47L48 260H47ZM72 258H73V257H72ZM91 258H92V257H91ZM108 259H109V258H108ZM3 260H5V261H3ZM72 261L75 262L74 259H72ZM69 263L71 264V260H69ZM95 264H96V263H95Z\"/></svg>",
	"mask_w": 264,
	"mask_h": 264
}]
</instances>
